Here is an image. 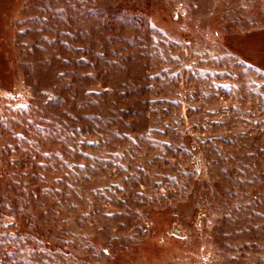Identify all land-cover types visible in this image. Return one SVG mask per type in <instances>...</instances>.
I'll return each mask as SVG.
<instances>
[{
    "label": "rangeland",
    "instance_id": "obj_1",
    "mask_svg": "<svg viewBox=\"0 0 264 264\" xmlns=\"http://www.w3.org/2000/svg\"><path fill=\"white\" fill-rule=\"evenodd\" d=\"M0 264H264V0H0Z\"/></svg>",
    "mask_w": 264,
    "mask_h": 264
}]
</instances>
